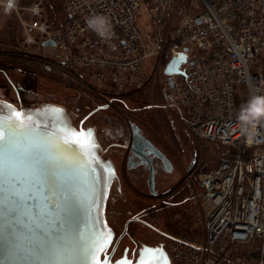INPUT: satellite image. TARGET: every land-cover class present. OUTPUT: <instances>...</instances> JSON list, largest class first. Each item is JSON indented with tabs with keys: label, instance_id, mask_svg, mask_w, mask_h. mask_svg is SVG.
Listing matches in <instances>:
<instances>
[{
	"label": "built area",
	"instance_id": "obj_1",
	"mask_svg": "<svg viewBox=\"0 0 264 264\" xmlns=\"http://www.w3.org/2000/svg\"><path fill=\"white\" fill-rule=\"evenodd\" d=\"M178 1L62 0L65 20L54 28L34 2L23 39L66 76L113 93L150 88L161 65L163 105L181 112L193 138L221 147L217 162L197 176L202 234L173 235L172 264H264V123L259 142L249 145L239 121L254 97L264 109V0H196L189 10ZM138 15L154 26L152 46ZM90 16L108 18L109 38L88 26ZM173 50L186 54L182 73L163 71Z\"/></svg>",
	"mask_w": 264,
	"mask_h": 264
},
{
	"label": "snow or ice",
	"instance_id": "obj_2",
	"mask_svg": "<svg viewBox=\"0 0 264 264\" xmlns=\"http://www.w3.org/2000/svg\"><path fill=\"white\" fill-rule=\"evenodd\" d=\"M5 110L14 115L5 119ZM44 111L0 102V234L6 227L8 246L31 264H111L112 233L99 211L83 229L69 215L74 207L99 210L107 194L94 130L72 127L63 109L58 129L31 120L47 119ZM154 251L170 264L163 248ZM126 256L116 264H131Z\"/></svg>",
	"mask_w": 264,
	"mask_h": 264
},
{
	"label": "rangeland",
	"instance_id": "obj_3",
	"mask_svg": "<svg viewBox=\"0 0 264 264\" xmlns=\"http://www.w3.org/2000/svg\"><path fill=\"white\" fill-rule=\"evenodd\" d=\"M3 1L5 0H0V61L3 62L0 63V97L12 102H18L16 91L10 83L11 81L18 89L20 103L23 106H36L42 101L66 105L67 114L74 125L77 124L79 119H82L89 108H94V105L104 102L103 99L112 104L118 111L127 113L128 116L135 117L134 114H138L143 119L144 127L148 133L150 132L153 136L156 133L158 135L161 134L160 136L163 140L159 139V141L163 142L165 152L169 153V155L177 156L176 164L181 174L178 180L182 183L183 191L180 193V196H176L179 204L168 206L169 208L164 206V208H159L154 212L157 215L159 226L169 233L176 235L186 234L192 236L193 232L201 235L203 230V214L199 198L201 187L197 176L201 171L212 167L217 162L221 147L205 140L193 138L187 131V126L183 121L181 112L175 108H168L163 105L159 86L160 80L163 78L161 65L157 68L155 74L152 75L150 88L147 89L146 87V89L140 92L145 97L142 98L137 95V97H133L134 94H137L134 93L133 95H129L130 98L120 96L115 97L117 98L115 99L107 95L99 98L95 94L97 90L92 91L87 89L86 85L88 86V84L84 81L71 79L70 76L62 73L57 66L39 59L38 56H43L46 53L42 52L43 50L38 51L35 45L27 44L23 39L25 34L23 25L21 24L23 19H28L26 7H29L34 2H40L43 9V18L50 28H54L64 22L62 0H15L16 6L9 11H5ZM195 1L179 0L178 6L183 10H189L190 8L192 9V6H196L195 4L197 3ZM52 3L55 4L54 7H51ZM60 12H62L61 15ZM136 21L148 44L152 46L154 43V26L141 15H138ZM155 61L156 56H150L147 61L149 70L155 67ZM17 66H21L22 70H19ZM94 95L97 97L92 101H88ZM142 105L148 106L149 109L141 111L139 106ZM137 107L140 111L135 110ZM115 114L113 110H107L106 112L104 110L97 111L85 120V125H93L94 123L97 126L98 133L95 134H98L97 136L102 140L103 145H106L111 139L116 141L114 137L111 139L108 136L105 137L106 128L108 127L107 115L113 116L112 118L114 119ZM140 118L138 119L142 120ZM112 122L115 123V120ZM113 127H111V130ZM114 152H117V150L111 149L108 153L116 155ZM191 160H194V163L192 169L189 170L188 163ZM127 172L128 174L136 173L133 169H127ZM139 177L141 178L136 179L134 184L140 190L145 191V174ZM171 177V174L159 170V174L156 177L158 182L156 189L168 186ZM126 187L128 191L129 187ZM127 194L130 195L128 198L126 197L127 199L125 198L126 201L122 197L115 203L112 197H118L119 193L111 192V196L107 201L109 223L117 232L123 226L118 219V212L125 211L127 215L126 212L141 200L136 193L133 194V192L129 191ZM154 200L152 199L150 202L157 203V205L161 204V200ZM175 212L178 214L177 216L174 214ZM130 226L132 228L131 232L135 233L133 236L137 240L146 243H153L159 240L164 241L169 255L172 247L170 237L160 236L154 233V231L149 230L146 226L136 222H131ZM133 240L128 236L123 238L121 247H136ZM240 250L248 251L249 248L242 246ZM116 253H119V250Z\"/></svg>",
	"mask_w": 264,
	"mask_h": 264
},
{
	"label": "flooded vegetation",
	"instance_id": "obj_4",
	"mask_svg": "<svg viewBox=\"0 0 264 264\" xmlns=\"http://www.w3.org/2000/svg\"><path fill=\"white\" fill-rule=\"evenodd\" d=\"M86 87L87 89L92 90V91L97 90L96 91L97 93L95 94H97L99 98L105 97L104 95H107L113 98L120 97V96H126L127 98H130L129 95H133L134 93H139V92H132V91H121L118 93H113L111 90L103 91L89 84L88 86L86 85ZM95 97L97 96L95 95L94 97L92 96L91 98L88 99V101H92ZM103 100L104 102H101V104H98V105H102V107L95 109L98 105H94L95 107L89 108V110L82 117V119H79L76 125H74L72 122L71 123L77 128L82 127L84 129L90 128L94 130V135L99 145L98 147L99 153L104 159L111 161L114 167L115 174H113V177L111 179L108 194H107V199L105 203V216L109 224V227H111V229L113 230L112 244L109 245L107 254L108 252H110L112 246L115 244L118 237H119V240L110 258V260L113 261L114 263H116L117 261H120L122 258H125V250H127V256H126L127 260L129 261L135 260L140 252V249L145 245L156 247V248L162 247L163 250H165L168 254V250L166 249L165 242L162 240H159L153 243H146V242L135 239L133 236L135 235V233L131 232L132 228L130 226V223L136 222L138 224L146 226L149 230L154 231V233H157L160 236H165L167 238L169 237L171 238L173 235H175V234L169 233L168 231L162 229L163 227L159 226L158 224L159 221L156 217L157 215H155L154 212L158 210L159 208H162V207L164 208V206L170 207L172 205L179 204V201L176 199L177 198L176 196L178 195L180 196V193L183 191V189L181 186L182 183L178 180L181 174L176 164L177 156L169 155V153L167 154L165 152V150L163 149V142L159 141V139L163 140V138H161L160 136L161 134L158 135L156 133L153 136L150 134V132L148 133V131L144 127L143 119L140 118L138 114H134L135 117L128 116L127 113L118 111L117 109L113 107L112 104H110L109 102H106L105 99ZM64 107L66 108V105ZM139 107L141 111L143 109H146V110L149 109V107L145 105H142ZM103 110L104 112H106L107 110H113L116 113L114 119L112 118L113 116L107 115L108 117L106 119L108 120V127L106 128V132H105L106 133L105 137L108 136L110 139L114 137L116 141L111 139V141L109 140V142L106 145H103L102 140L97 136L98 134H95V133H98L96 125L94 124L85 125V120L88 117H90L97 111H103ZM135 110L138 111L139 110L138 107L135 108ZM138 118L142 120H139ZM113 120H115V123L112 122ZM111 127L115 129L114 130L112 129L113 130L112 131ZM134 129H136V131ZM134 131L141 137V139L135 142L136 146L133 145V149H132L131 146L133 142ZM145 139L149 140L153 144V146H155L160 151L159 152L160 154H157L154 151L147 152V147L141 148L139 145H141ZM111 149L117 150V152H114L116 155H114L113 153H108L110 152ZM161 154L164 156V158L159 156ZM142 156L146 157L147 159H150L149 162L144 160V157ZM193 163H194V160H191L188 163L189 170L192 169ZM122 164L124 165L123 167H122ZM149 164H151L152 169H153V185L151 186L153 187V191L151 190L149 186V182H148V176L150 172ZM127 169L129 170L133 169L135 170L136 173L128 174ZM159 170L164 171V173L167 172L171 174L172 176L171 181L169 182V185L164 186V188L162 189H156V185H158L156 177L159 174ZM142 174H145V186H146L145 191L140 190L134 184V181L136 179L141 178L139 176H142ZM126 186L129 187L128 191L126 189L127 188ZM129 191L133 192V194L136 193V195L141 200L138 201L136 205H134L129 211L126 212L127 215L125 214V211L118 212V219L121 221L123 226H122V229L117 232L115 231L114 227L109 223L110 219L107 214V201L111 196V192L119 193L118 197L116 196L112 197V199L116 203L122 197H123L122 198L123 200H125L126 197L128 198L130 194L126 195V193ZM152 199H155L154 201L158 199L161 200V204L157 205V203H151L150 201H152ZM174 214L176 216L178 215L176 212ZM153 218H155V220H153ZM127 236L131 238V240L134 239L133 242L136 244V247L134 248L133 247L129 248V246L121 247L122 239ZM117 250H119V253H116ZM102 258H104V254H102Z\"/></svg>",
	"mask_w": 264,
	"mask_h": 264
},
{
	"label": "water",
	"instance_id": "obj_5",
	"mask_svg": "<svg viewBox=\"0 0 264 264\" xmlns=\"http://www.w3.org/2000/svg\"><path fill=\"white\" fill-rule=\"evenodd\" d=\"M46 43L51 44L52 42H51V40H49ZM185 58H186V54L184 51L173 50L172 56L169 59V61L166 63L163 71L165 73H178V72L182 73L183 70L179 66L183 61H185ZM10 83L15 88L18 103L16 104V103H14L10 100H7L3 97H0V102H2L5 105H8L10 108L14 109L15 111H20L21 109L39 110V109L44 108L45 111L42 112L40 115L47 117V119L41 120V119H38L37 117L33 116V117H31V120L36 124H47V123H49V121H51V126L53 129H58L60 127V123H59L60 113L57 110L63 109V111L67 114V111H66V108L64 107V105L59 104V103L49 102V101H45V102L42 101L39 105H36V106H31V107L30 106H23L20 103V96H19L17 87L11 81H10ZM100 107H102V105H98L95 109L100 108ZM12 115H14V113H11L7 110H5L3 112V117L5 119H8ZM22 118L28 119L25 117H22ZM67 118L70 120L68 114H67ZM72 127L76 128L78 130L80 128H82V127L77 128L73 124H72ZM134 130L136 131V129H134ZM135 131H134L133 142H132V146H131L132 149H133V145L136 146L135 142H137V140L141 139V137ZM95 140H96V138H95ZM96 142H97V140H96ZM139 146L141 148L147 147V152L154 151L155 153L160 154L159 153L160 151L155 146H153V144L149 140L145 139L142 142V144ZM95 156L98 159L100 167L103 168L105 177H110V179L108 180V185H107V194H108L111 179L113 177V174H115L113 164L111 163V161H108L107 159H104L101 156L98 148L96 149ZM159 156L164 158V156L162 154ZM142 157H144V156H142ZM144 160L149 162L150 159H147L146 157H144ZM149 167H150V172H149V176H148V182H149V186H150L151 190L153 191V187H151L153 185V169H152L151 164H149ZM97 175L99 176V169H97ZM107 194L102 201V205H101L100 209L98 210L96 208H93L91 214L89 213L87 207H74V208H72L70 210V213H69L71 220L75 224H78L83 229L89 223L90 215H95L97 213V211H99L100 215L102 216L103 221L106 222L107 227L111 230V233L113 236V230L111 229V227H109V224H108L106 216H105V203H106V199H107ZM5 237H6V227L4 229L3 234H0V264H31V262H29V261H23V260H20L17 258L18 254L8 246ZM118 240H119V237L116 240L115 244L112 246L110 252H108V256L110 258H111V255L113 253V249H115V247L117 245ZM159 248H162V247L156 248V247H151V246H147V245L143 246L140 249V252H139L138 256L136 257V259L130 260L131 264H162L161 254L154 251V250L159 249ZM163 251L167 255V260L170 262V264H172V261H171L170 257L168 256L167 252L165 250H163ZM102 254H101V260L104 259V258H102ZM110 262H111V264H116L111 260H110Z\"/></svg>",
	"mask_w": 264,
	"mask_h": 264
},
{
	"label": "clouds",
	"instance_id": "obj_6",
	"mask_svg": "<svg viewBox=\"0 0 264 264\" xmlns=\"http://www.w3.org/2000/svg\"><path fill=\"white\" fill-rule=\"evenodd\" d=\"M12 6L13 0H11V2L8 0L6 11L10 10ZM87 24L102 38H109L112 34L111 24L107 17L90 16L87 20ZM256 99H258V97H254L253 101ZM253 101H250L239 114L241 134L246 137L249 145L254 142H259L256 140L257 125L264 123V109L257 108Z\"/></svg>",
	"mask_w": 264,
	"mask_h": 264
},
{
	"label": "trees",
	"instance_id": "obj_7",
	"mask_svg": "<svg viewBox=\"0 0 264 264\" xmlns=\"http://www.w3.org/2000/svg\"><path fill=\"white\" fill-rule=\"evenodd\" d=\"M54 6H55V4L52 3V6H51V7H54ZM61 9H62V5H61ZM62 10H63V17H64V20H65L64 8H63ZM51 11H53V10H51ZM55 12H56V11H55ZM61 13H62V12H60V15H61ZM0 63H3V62L0 61ZM17 67H18V66H17ZM18 69H19V70H22V67L19 66ZM136 95H137V96H140V97H142V98L145 97L144 94H142V93H140V92L137 93ZM136 95L134 94L133 97H137ZM135 100H136V99H135Z\"/></svg>",
	"mask_w": 264,
	"mask_h": 264
},
{
	"label": "bare ground",
	"instance_id": "obj_8",
	"mask_svg": "<svg viewBox=\"0 0 264 264\" xmlns=\"http://www.w3.org/2000/svg\"><path fill=\"white\" fill-rule=\"evenodd\" d=\"M5 1H6L7 6H8V0H5ZM14 4H16V1L15 0H13V5Z\"/></svg>",
	"mask_w": 264,
	"mask_h": 264
}]
</instances>
